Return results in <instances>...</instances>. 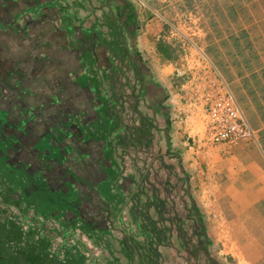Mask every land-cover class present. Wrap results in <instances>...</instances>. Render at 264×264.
<instances>
[{"label":"rangeland","instance_id":"rangeland-1","mask_svg":"<svg viewBox=\"0 0 264 264\" xmlns=\"http://www.w3.org/2000/svg\"><path fill=\"white\" fill-rule=\"evenodd\" d=\"M12 1L0 0V264H231L180 146L186 109L203 126L191 88L215 74L206 47L247 25L264 34V0H57L44 26ZM122 11L138 14L130 27Z\"/></svg>","mask_w":264,"mask_h":264},{"label":"crops","instance_id":"crops-1","mask_svg":"<svg viewBox=\"0 0 264 264\" xmlns=\"http://www.w3.org/2000/svg\"><path fill=\"white\" fill-rule=\"evenodd\" d=\"M14 2L17 15L29 11L34 14L31 19L43 26L56 21L60 4L57 0ZM157 15L161 17L162 13ZM157 15H148L149 21ZM233 16L231 19L235 20L240 15ZM119 17L116 21L120 27L127 22L130 27L138 14L122 11ZM38 23L29 24L38 30ZM260 26L257 23L232 29L224 49L212 45L205 50L211 66L228 86L244 120L254 131V139L231 145L211 144L204 137L195 113L197 108L192 106L186 109L190 116L184 132L188 135L180 146V163L190 181V194L207 238L219 246V254L231 264H264V34ZM159 57L164 59L162 54ZM28 182L31 186L33 180L29 178Z\"/></svg>","mask_w":264,"mask_h":264},{"label":"built area","instance_id":"built-area-1","mask_svg":"<svg viewBox=\"0 0 264 264\" xmlns=\"http://www.w3.org/2000/svg\"><path fill=\"white\" fill-rule=\"evenodd\" d=\"M191 92L201 103L204 134L208 142L231 145L254 139V131L244 120L228 86L216 72L206 80L205 86L195 85Z\"/></svg>","mask_w":264,"mask_h":264},{"label":"trees","instance_id":"trees-1","mask_svg":"<svg viewBox=\"0 0 264 264\" xmlns=\"http://www.w3.org/2000/svg\"><path fill=\"white\" fill-rule=\"evenodd\" d=\"M158 51L160 52V54H162L165 58H170V52H169V47L168 46H163V45H159V47H158ZM46 150V149H45ZM48 150L51 152V154H54V152H55V155H54V157H56V158H52V159H50V161L51 160H57V163L58 164H60V165H63V164H66V158H65V156H64V154H62L61 152H59V151H57V150H55V149H53V147L52 146H48ZM42 159V158H41ZM43 160V159H42ZM65 171H66V173H67V175H69V174H73V172H72V167H71V165L70 166H66V169H65ZM65 173V174H66ZM71 177H72V175H70ZM39 182V184H40V181H38ZM42 189L44 188H46V187H41Z\"/></svg>","mask_w":264,"mask_h":264}]
</instances>
